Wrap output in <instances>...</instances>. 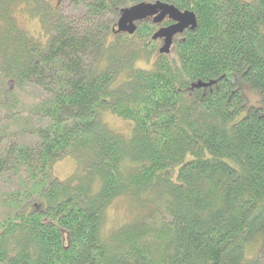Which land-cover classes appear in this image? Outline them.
Wrapping results in <instances>:
<instances>
[{
	"label": "trees",
	"instance_id": "16d2710c",
	"mask_svg": "<svg viewBox=\"0 0 264 264\" xmlns=\"http://www.w3.org/2000/svg\"><path fill=\"white\" fill-rule=\"evenodd\" d=\"M140 1L156 0H75L85 13L72 17L48 0H0V78L48 95L37 109L47 125L28 126L35 140L0 145V177L24 171L1 200L0 264H264V0H159L197 22L168 55L145 21L111 31ZM133 39L136 53L123 47ZM233 76L261 108L240 116ZM103 111L132 122L130 134ZM64 156L76 167L60 180L51 165ZM118 197L136 212L104 232Z\"/></svg>",
	"mask_w": 264,
	"mask_h": 264
},
{
	"label": "rangeland",
	"instance_id": "374dc122",
	"mask_svg": "<svg viewBox=\"0 0 264 264\" xmlns=\"http://www.w3.org/2000/svg\"><path fill=\"white\" fill-rule=\"evenodd\" d=\"M52 6L69 16H80L85 13L83 5H73L71 1L75 0H48ZM108 15V14H107ZM110 15V14H109ZM111 16V15H110ZM115 21L116 18H113ZM22 25L32 34L37 35L40 31V25L36 17H28L27 20L22 19ZM142 42L133 39L123 44V47L133 48L136 53L141 49ZM172 54V53H171ZM156 55H153L147 64L136 62L134 66H147L152 64ZM233 82L240 90L245 100V111L240 115H244L247 110L253 106L255 108L262 107L261 93L254 90L250 85L239 76L232 77ZM48 100V95L37 86L25 83L6 81L0 78V145L15 142L17 144H30L35 138L32 135V127L47 125L48 120L41 117L37 113V109ZM101 121L104 122L112 131L129 135L133 123L124 120L108 111L100 114ZM32 126V127H28ZM32 128V129H31ZM76 162L71 156H64L56 160L51 165V173L56 178L63 180L75 171ZM24 178V171L19 173H7L0 177V218L3 216L5 209L1 204L3 195L17 189ZM136 212L133 203L129 198L118 197L107 208L104 216L102 229L107 232L109 229L128 222ZM258 249V243L252 242L248 245L247 255L253 256Z\"/></svg>",
	"mask_w": 264,
	"mask_h": 264
},
{
	"label": "water",
	"instance_id": "95a60500",
	"mask_svg": "<svg viewBox=\"0 0 264 264\" xmlns=\"http://www.w3.org/2000/svg\"><path fill=\"white\" fill-rule=\"evenodd\" d=\"M152 16H154V23H160L164 17L173 21L171 25L160 27L151 35V40L163 39L162 45L158 48L159 54L170 52L173 36L181 34L185 29L193 31L197 26L196 17L192 11L179 10L172 4L156 0L140 1L121 8L111 31L115 34L133 35L138 24ZM210 84V82L197 81L192 84L191 88H206Z\"/></svg>",
	"mask_w": 264,
	"mask_h": 264
},
{
	"label": "flooded vegetation",
	"instance_id": "af4514ba",
	"mask_svg": "<svg viewBox=\"0 0 264 264\" xmlns=\"http://www.w3.org/2000/svg\"><path fill=\"white\" fill-rule=\"evenodd\" d=\"M153 19H154V16L148 17L147 19L144 20L148 25H150L152 27V31H151V34H150V37H149L150 40H151L152 33L154 31H156L158 28H160V27H166V26H169V25H171L173 23V21L170 20L168 17H164V19L160 23H154L153 22ZM186 31H190V30L185 29L181 34H176L175 36H173L172 44H171V48H170V52L168 54H171L174 51L175 44L178 41H180V40L181 41H184V38L183 37H184ZM151 41H153V42H155V44H157L156 52H158V48H159V46L162 45L163 39L162 38H159V39L151 40ZM168 54H159L158 53V55H168Z\"/></svg>",
	"mask_w": 264,
	"mask_h": 264
}]
</instances>
